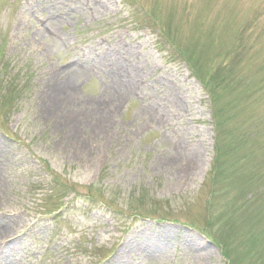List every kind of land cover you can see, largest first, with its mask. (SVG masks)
<instances>
[{
    "label": "rangeland",
    "instance_id": "1",
    "mask_svg": "<svg viewBox=\"0 0 264 264\" xmlns=\"http://www.w3.org/2000/svg\"><path fill=\"white\" fill-rule=\"evenodd\" d=\"M0 229V264H264V0H0Z\"/></svg>",
    "mask_w": 264,
    "mask_h": 264
},
{
    "label": "bare ground",
    "instance_id": "2",
    "mask_svg": "<svg viewBox=\"0 0 264 264\" xmlns=\"http://www.w3.org/2000/svg\"><path fill=\"white\" fill-rule=\"evenodd\" d=\"M71 83H73L72 82V80L70 81ZM66 85V84H65ZM68 85H70L69 83H68ZM63 87V89H64V85L62 86ZM62 93H64V92H62ZM59 97H60V95H57L56 96V101L55 102H57L58 101V99H59ZM113 97V98H112ZM116 99H118L117 98V96H113V95H111L110 96V98L109 99H107V100H105V101H103L102 102V105L103 106H105V107H108V106H110V104H113L114 102H115V100ZM71 103V102H70ZM103 118H102V120L100 119V118H98V120H96L95 121V119L94 120H92V119H90L89 121H85V123H84V126H90L91 128H95V127H101V128H103L104 126H103V124L107 121V119H108V116H107V114L105 113L104 114V116H102ZM110 118H112V117H110ZM91 121V122H90ZM89 122H90V125H85V124H89ZM104 122V123H103ZM80 124H82L83 125V123H81L80 122ZM77 123H72V125L71 126H68V127H77ZM100 125H102V126H100ZM198 156L196 155V157H195V160H198V158H197ZM1 230V229H0ZM3 233H2V231H0V236L2 235ZM130 245V244H129ZM129 245H124V247L122 248L123 250V252H125V250H127L128 249V247H129ZM157 247H159V243H156L155 241H154V239L153 238H151V239H148V241L146 242H137L136 244H131V246H130V248H129V250H128V252L129 253H131V254H134L135 252H137V251H139V250H144V251H151L152 249L151 248H153V249H155V248H157ZM133 251H135L134 253H133ZM194 253H192V255H193ZM128 257H129V254H128ZM194 257H201L200 255H199V253L197 254V253H195L194 254ZM9 263H11V262H9Z\"/></svg>",
    "mask_w": 264,
    "mask_h": 264
}]
</instances>
